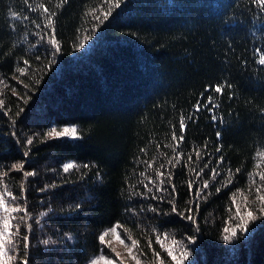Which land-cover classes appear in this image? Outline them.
<instances>
[{
    "label": "trees",
    "instance_id": "1",
    "mask_svg": "<svg viewBox=\"0 0 264 264\" xmlns=\"http://www.w3.org/2000/svg\"><path fill=\"white\" fill-rule=\"evenodd\" d=\"M59 2L0 0V173H8L4 183L18 197L6 198L8 203L26 205L31 217L30 231L12 221L20 225L13 264L24 257L29 264H87L108 253L99 236L116 224L138 242L146 264H159L153 250L164 264H175L156 243L162 233L169 234L164 244L177 254L191 252L183 264H264V215L256 211V185L250 183L253 177L259 183L256 174L264 173V156L258 155L264 152V65L258 63L264 9L253 0H123L105 20L103 0H67L57 8ZM41 4L57 13L60 51L54 57L47 37L41 39L49 32ZM24 60L31 67L20 75L15 69L27 67ZM217 84L225 85L223 95L206 91ZM209 95L219 105L214 112L203 107ZM181 115L187 127L177 152L184 156L172 168L168 159L174 153L167 146L176 147L172 133L179 137ZM71 125L82 139L46 138L51 127ZM21 161L34 176L12 168ZM68 162L81 167L64 172ZM160 164V171L172 172L171 181L165 178L160 186L164 191L149 183L158 179ZM213 168L219 173L215 180ZM198 187L203 191L197 210ZM233 193L247 231L237 227L229 243L223 229L241 222ZM170 199L180 212L192 208L196 223L173 213ZM249 209L256 219L247 218Z\"/></svg>",
    "mask_w": 264,
    "mask_h": 264
},
{
    "label": "snow or ice",
    "instance_id": "2",
    "mask_svg": "<svg viewBox=\"0 0 264 264\" xmlns=\"http://www.w3.org/2000/svg\"><path fill=\"white\" fill-rule=\"evenodd\" d=\"M103 2L107 5V7L103 10V19L107 20L108 17L112 14L113 8H119L121 6V3L123 2V0H103ZM253 2L257 5H259L262 9H264V0H253ZM67 0H60V2L57 4V8H61L63 6V4H66ZM39 7L42 9L43 13L45 14V23H44V27L49 29V32L45 33V36H42L41 39H45V37H47V42L52 45L54 52L52 53L53 57L55 56V54L59 53L60 48L58 46V41L56 39V28H55V20L54 17L56 16V12L55 11H51L48 7L44 6L43 4L39 5ZM13 16H15V13H13ZM94 19L99 21L101 19L100 16H94ZM37 27H40V25H37ZM96 29L93 28L92 32H95ZM91 35L92 33L90 32L87 36L84 37L83 40L80 41L79 43V47L83 48L84 47V40H88L91 39ZM39 58V57H37ZM55 60L54 58L52 60H50L49 63H54ZM24 65H26L27 67H17L15 69L16 73H19L20 75H25L27 74L28 70L30 69V65H29V61L28 60H24L23 61ZM259 64L264 65V54L260 55ZM47 67V66H46ZM13 79H18V77L14 76ZM20 83H24L23 81H18ZM7 86V85H6ZM25 87H27V84L24 85ZM228 87H231V85H228ZM224 88L225 85L224 84H217L215 86H212L209 89H206V91H210V92H215V93H219L221 95H223L224 92ZM15 93V89L12 90ZM212 104L211 108H208V105ZM204 108H207L209 112H214V109L218 108L219 105L213 103V99L212 96L209 95L207 98V103H205L203 105ZM4 108V100L0 99V109ZM195 111L199 112L201 111V105L200 103H197L195 106ZM24 109L21 108L19 109V111L16 113V115H20L21 112H23ZM188 119H192V117H188ZM219 119L221 121H223V117H219ZM212 120L216 121L217 120V115L213 114L212 115ZM179 125H180V135L179 137H177L176 133L173 132L172 133V140L174 142H176V147H173L172 145H168L167 147H171L172 151L174 153V155L172 156V158L168 159V165H170L172 168L176 167V164H178L180 162V159L183 158L184 153L182 152H177V147L179 146V144L181 142H183L184 140V131L186 129V124H185V117L183 115H181L180 117V121H179ZM220 132L216 133L217 139L220 138ZM67 137L71 140H77V139H82V136L80 134V132L78 131V127L75 125H71V126H64L62 128H60L58 130L57 127H51L49 129V131L46 133V138H50V139H57V138H64ZM28 145H31L33 143V140L31 138H29L26 142ZM206 147V146H205ZM220 149L217 148V151H219ZM195 153H196V157L197 159L200 158V151L197 149H194ZM259 156H264V152L258 153ZM28 156V152H24V157ZM176 161V164L173 163V161ZM187 160L189 162L192 161V156L188 155L187 156ZM147 163V162H146ZM219 163H223V158L221 157L219 160ZM81 167L80 164L75 163V162H68L66 164H64L63 166V171L64 172H68L70 169H74V168H79ZM82 167L84 168H89L90 165L88 164H84L82 165ZM148 167H152V164H148ZM165 167L164 164H160L159 168L156 171V176H157V180H151L149 179V183L153 184L156 187L157 191H164V188H161L160 186L163 185L165 183V178L170 182L172 179V172L169 170L167 172L164 171H160L159 169H163ZM257 167H259V165H257ZM12 168L19 170L23 173V176L25 178L27 177H32L35 175V172L33 171H25V164L23 161L18 162L14 165H12ZM190 171H193L194 173H196V175L198 176L199 173L196 172L195 168H191L189 169ZM237 172L239 171V169L236 170ZM212 173V179L215 180L217 175L219 174L217 172V170L215 168H213L211 170ZM8 173L7 172H3L0 173V185L3 186V191H0V264H13V262L17 259L15 251H16V241H15V237L17 235H19V228L20 225L19 224H13L12 221L13 220H20L22 222H24L25 224H27V221L29 219H31L27 206L24 205L23 207L19 206V205H15V204H10L8 203V199L6 198H10L11 200L15 201L18 199V197L16 195H14L11 190L8 188L7 184L4 183L3 177L7 176ZM259 177V183L257 182V180L253 177L250 181L251 185H256L254 191H255V198L256 200L259 202L258 207L256 208V211H258L261 215H264V173H258L256 174ZM97 176L99 178V173H97ZM231 176H232V171L231 169L228 170V179L225 181H222V183L224 184L225 187L228 186V184L231 183ZM203 188L206 189L209 187V181L208 180H204L203 182ZM192 182H189V186L191 187ZM23 189V185L21 186ZM144 187L146 189H148L149 191H151V189L148 188V184H145ZM217 192H219V188L216 189ZM203 189L201 188H197L196 189V208L198 210V201L201 198V193H202ZM240 190L237 189V192H239ZM249 191L251 192L252 189L249 188ZM170 196H174L175 195V185H172V192L169 193ZM157 197H153V199H156ZM247 200V197H245V201ZM232 201L233 204L235 206V212H236V216L240 217L241 222L238 223L235 227H225L223 229L224 233H230V235H224L223 236V240L226 242L231 243L233 238L237 237V227H239L241 229V231H247V228L245 227L247 221H245L243 219V217L241 216V211H240V207L239 205L236 204V193H233L232 195ZM171 205H172V209L171 211L173 213H176L178 216L187 219L189 221H191L193 224L196 223V218L195 215L193 213V209L192 208H188L185 210V212L187 214H185V212H180L178 211V209L176 208L175 205V200L174 199H170L168 201ZM77 207H79V205H77ZM152 211H156L155 208L152 209ZM229 211H232V209H230ZM23 212L24 215L22 216H14V213H20ZM245 215L247 216V218L249 220H254L256 219V215L254 214L253 210L249 209L246 211ZM123 226L120 224H116L113 225L110 229L104 231L100 236H99V240L100 242L103 244L105 243V237L109 236L110 233H113L116 235V238L120 240L121 244H124L125 247H127L128 249V255L135 261V264H141V260L138 258V256L136 254L133 253V248H135L137 246V241L133 240L131 238V236H125L124 238L120 237V233L117 231V229L122 228ZM27 228L30 231L31 230V225L27 224ZM125 232H127V229H124ZM169 234L168 233H162L161 235H157L155 237L156 243L160 245L161 248H163L166 252H167V256L171 258V261L175 262V264H183V261L186 260L188 258V256L191 255V252L189 250H187L186 248H184L183 250H181L179 252V254H177L176 252L173 251V248L170 246H166L164 244V240L168 239ZM23 240L25 242V249H27L28 247V242H29V236L28 235H24ZM194 237H190L189 241L194 243ZM125 240H129L131 242L130 246L128 244H125ZM44 244H48L49 241L45 240L43 241ZM110 244V242H108ZM178 242L175 241L174 239L172 240V244L175 245ZM149 247H151V242H149ZM111 252L115 254V256L112 259H107L106 257H100V259L105 260V264H116V258L120 257V253L116 252V250L114 248L111 249ZM153 256L156 260H159V264H164V260H162L160 258V254L155 252V250H153ZM22 264H29V261L27 259V257H24L22 260ZM91 264H98V262L96 260H92ZM120 264H123V262L121 261Z\"/></svg>",
    "mask_w": 264,
    "mask_h": 264
},
{
    "label": "rangeland",
    "instance_id": "3",
    "mask_svg": "<svg viewBox=\"0 0 264 264\" xmlns=\"http://www.w3.org/2000/svg\"><path fill=\"white\" fill-rule=\"evenodd\" d=\"M117 231L120 233V237L124 238V236L121 233L120 229H117ZM106 243L108 244V253L107 254H100L97 257L92 258L87 264H91L92 260H96L98 264H105V260L100 259V257H106L107 259H112L115 254L111 252V249L114 248L116 252L120 253V257L116 258V264H120L122 261L123 264H135V261L128 255V249L125 247L124 244L120 243V240L116 238V235L113 233H110L109 236L106 238ZM110 242V244L108 243ZM125 244H128L130 246L131 242L128 240H125ZM133 253L138 256V258L141 260V264H146L142 259L139 253L137 252L136 247L133 248Z\"/></svg>",
    "mask_w": 264,
    "mask_h": 264
}]
</instances>
